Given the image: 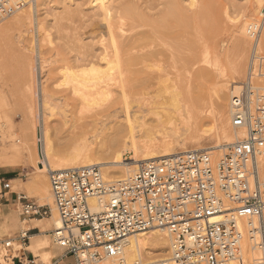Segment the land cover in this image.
<instances>
[{"label":"rangeland","instance_id":"rangeland-1","mask_svg":"<svg viewBox=\"0 0 264 264\" xmlns=\"http://www.w3.org/2000/svg\"><path fill=\"white\" fill-rule=\"evenodd\" d=\"M93 1L36 0V3L18 13L0 17V167L25 169L20 176L25 182L21 184L26 187L27 196L52 209L55 208L54 199L51 204L41 202L44 194L37 184L38 178L44 176L52 193L48 171L60 169L54 165L48 167L43 160V148L49 143L65 161L72 160L70 152L81 141L82 136L90 139V147L94 149L99 162H112L115 155L122 153L119 137L110 135L112 130L104 129V124L107 123L108 128H114L118 122L108 121L106 117L101 118L107 111L113 112L115 108L123 105L120 93L116 92L108 103L103 97L99 99L100 102L103 100V104L99 103V107L103 109L98 105L90 109L71 94L63 79V70L76 68L74 65L77 59L90 52H100L103 44L110 46L107 21L113 24L123 21L125 29L134 34L127 33V37L136 35L141 38V43H145V51L125 52L118 61L120 64L116 62L115 71H111L114 78H117L119 71L122 72L121 76L126 78L127 85L130 86H127L130 89L129 92L127 88V93L133 101L132 112L143 106L147 113L150 108L159 106L171 96L170 94L177 92L181 105L184 108L192 107L195 119L199 124H204L198 132L182 130L174 141L178 151L202 145L213 147L217 144L216 138L224 130L227 136L234 135L230 144L236 141L231 119V93L234 90L232 82L229 81L230 73L235 65L245 58L243 72L237 77L238 81L241 79L239 82L245 83L256 39H264V0L262 4L257 0H194V6L191 0H177L176 4V0H105L99 1L96 6ZM105 7L112 11L111 20H103ZM242 27H245L244 34L241 32ZM178 29L186 33L184 42L186 45L188 43L182 53H176L172 47L175 44L172 43L171 36ZM254 33H257L255 38ZM149 47H152V50H149ZM258 50L256 54L264 56V49ZM144 61L147 62L148 73L138 75L135 71L143 69L141 62ZM159 67L165 71L169 70L162 79L156 76ZM257 86L264 88V79H260ZM219 87L226 91L222 101H217L216 98ZM30 88L33 89L32 92ZM106 104L108 106L103 107ZM94 115L102 120H96ZM118 121L124 122L122 115ZM148 124L150 130L146 134L157 137L159 134L155 121L150 120ZM212 127L214 131L203 133ZM138 139L140 143H144L150 140V137ZM223 143L230 145L226 144L224 138ZM103 153L107 154V158ZM225 153V149L221 152L220 149H215L212 157L218 161ZM133 155L131 152L125 153L124 158L130 161ZM39 165L45 168L43 172L38 169ZM132 165L128 167L134 169ZM110 169L113 171L111 175H123L127 166ZM138 169L139 167L134 171ZM134 171L123 178L105 179L110 182L126 179L133 175ZM4 182L0 176V192L4 189ZM14 190L17 188L14 187ZM21 217L24 221L27 219L22 215ZM50 221L54 230L51 218ZM31 239L29 250L34 251L36 256L32 258V264H52L55 257V253L51 252L55 247L52 236L42 238L45 242L43 245ZM25 248L23 242L13 237L0 241V264H14L24 254L19 252H23ZM166 250L169 252V248ZM168 255L169 253L163 252L152 260L158 261Z\"/></svg>","mask_w":264,"mask_h":264},{"label":"built area","instance_id":"built-area-1","mask_svg":"<svg viewBox=\"0 0 264 264\" xmlns=\"http://www.w3.org/2000/svg\"><path fill=\"white\" fill-rule=\"evenodd\" d=\"M34 0H0V17ZM258 33V32H257ZM254 33L253 38L257 37ZM264 56L251 55L248 79L231 93L232 125L247 135L214 162L208 152H186L143 163L128 180L110 182L99 165L49 172L54 206L62 222L55 245L74 264L124 257L125 240L157 229L172 238V251L151 264H264ZM5 190L11 189L4 182ZM21 215L51 218L53 209L21 195ZM92 200L101 205L93 209ZM22 240H29L28 232ZM248 242L262 253L247 261ZM31 264V263H30ZM136 264H141L140 262ZM150 264V263H148Z\"/></svg>","mask_w":264,"mask_h":264},{"label":"bare ground","instance_id":"bare-ground-1","mask_svg":"<svg viewBox=\"0 0 264 264\" xmlns=\"http://www.w3.org/2000/svg\"><path fill=\"white\" fill-rule=\"evenodd\" d=\"M35 1L36 0H34L32 2V4L36 3ZM99 1L101 2V1H105V0H94L93 5L96 6V4L99 3ZM257 1L259 4H262V2H263V0H257ZM176 3H177V0H176L175 4ZM191 3L193 6L195 5L194 0H191ZM32 4H30V5H32ZM175 4H174V6H175ZM27 7L28 6L14 12L13 14L18 13V12L26 9ZM111 8H112V6H111ZM24 12H22V13H24ZM102 15H103V20L104 19L109 20L112 17L111 9L106 8L103 11ZM263 15H264V13H263ZM24 17H25V15H24ZM25 18L30 19L29 16H26ZM107 22L108 23L106 24V26H107L106 28H107L109 38H110V46L103 44V47L101 46L102 49L100 52L97 51V52L87 53L88 52L87 51L86 52L87 54L85 56L82 55L83 57L76 60V63L74 65V67H76V68H73V69L71 68L68 70L65 69L66 71L63 70L64 76H65V78H63V79H64V85L69 86V88L71 90V94L78 97L79 98L78 101L82 105L87 106L90 109H94V107L97 105L99 107L100 106L99 103L103 104V100H101L102 102H100V100H99L102 97L105 100H107V103H108V100H110V98L112 99L116 92L120 93L119 94L121 96L120 100H122L123 105L119 108H115V110L113 112L107 111L106 115L101 117V118L103 119L106 117L105 119H107L108 121H115L116 123L118 122L114 128H111V127L108 128V124L106 123V124H104V129H105V131H111L112 130L113 133H111L110 135L115 134V136L119 137L118 141H119L120 149L122 150V153L115 155V160L112 162H99L100 159L98 157H96L97 154L95 153L94 149L91 148L92 145L89 144L90 139L87 138V136H82L81 141H79V143H77V145L70 152V157L72 156V160L70 159L71 161H65L63 159L64 157L63 156L61 157L60 154L53 148L52 144L49 143L47 147L43 148V153H44L43 160L48 167H51L52 165H54L56 167H59L60 169H49L48 168L49 169L48 173L51 171L62 170V169H74V168L88 167V166H92V165H99V166H102L101 168L104 171L103 174H105L104 177H107V178H109V177L123 178L124 176L130 175V173L132 171L136 170L137 167L140 168V166H142V164L146 163V162L157 161V160H161L163 158L172 157V156L182 154V153H186V152H195V151L196 152H208L210 155H214L215 149H218V150L220 149V152L223 149H225V151H226V149L229 145L228 146L223 145L224 144L223 138H224V140H226V144H230L234 139V135L233 136H227L224 132L225 130L221 131L222 134L219 135L218 138H216L217 144L213 147H210V148L202 147L203 146L202 145L201 147H194L192 149H187V148L183 149L184 147L182 148L183 150L178 151L176 149V147L174 145V141L177 138V136H179V134L182 132V130L198 132L201 130L202 126L204 125V124L201 125V123L199 124L198 121L195 119L192 107L184 108L181 105L180 95L177 92L170 94L171 96L168 97L165 100V102H163L162 104H159V106H156V107L154 106V107L150 108L147 113L143 109V106H139L138 107L139 109L136 112H132L133 101L131 100V96L127 93V88H128L127 86H129V85H127L126 78L124 76L123 77L121 76L122 72H120V71H119V74L117 75V78H116V76L114 78L111 71L115 69V67L117 65L116 62L119 63L118 61L120 60L122 54H124L125 52L137 51V52L141 53L142 50L145 51V49H144L145 43H141V38L140 39L137 38L136 35H135V37H131V36L127 37V33H131V32H128L125 29V25H124L123 21L121 22V20H120L116 24H113L110 21H107ZM157 24H158V22H157ZM186 24H187V22H186ZM180 25H181V23H180ZM245 27L241 28L242 34L245 33ZM251 27L252 26H250V28ZM130 29L131 28H129V31H130ZM154 31H157V30L154 29ZM132 33H131V35H134ZM134 33H135V31H134ZM157 33L158 32H156V34ZM185 34H186L185 32L178 29V30H176V32H174V35L171 36V39L173 40L172 43H174L175 46L173 44H171V45H173L172 47L176 53H178V52L182 53V50L185 49L186 46L188 47V43L186 45V42H184L186 39ZM242 34H240V35H242ZM142 35H144V34H142ZM145 35H146V33H145ZM165 35H167V34H165ZM187 36H188V34H187ZM168 37H169V35H168ZM158 38L160 39L159 36H158ZM142 40H144V39H142ZM168 40H169V38H168ZM171 45H168V46H171ZM193 47H196V46H193ZM149 48H146V49L152 50L151 49L152 47H149ZM161 48H163V47L161 46ZM259 48L264 49V39H263V41H260V39L258 40V38L256 39L255 46H254V52L255 53L259 52V50H258ZM90 50H92V49H90ZM190 50H192V49H190ZM160 51H161V49H160ZM168 51H170V50H168ZM134 52H132V53H134ZM241 53H239V56ZM156 54H154V55H156ZM189 55H187V56H189ZM259 56H261V55H259ZM141 57H142V55H141ZM154 58L156 60V57H154ZM157 59H158V57H157ZM244 60H245V58H244ZM244 60H240L235 65V68L233 67L234 68L233 72L230 73L231 77H230L229 81L232 82L231 84H233L232 86H233L234 91H238L240 88L239 86H241L243 84V82H239V81H241V79L239 81L237 80V77L240 73L243 72V69L245 67V61ZM184 61H187V60H184ZM188 62H187V64H188ZM191 62L192 61H190V63ZM141 63L144 66L143 69L135 71V73H137L138 75L147 74L148 73V71H147L148 67H146L147 62L144 61ZM103 64H105L104 67H103ZM118 70H119V68H118ZM122 70H123V68H122ZM63 71H61V72H63ZM150 71H151V69H150ZM167 71H169V70H167ZM167 71H165L163 68L159 67L157 74H156L157 78L162 79L166 75L165 73ZM62 75H63V73H62ZM62 85H63V82H62ZM220 88L221 87H219L217 97H216L217 101H222L224 99V96L226 95V91L224 89H220ZM32 91H33V89L30 88V92H32ZM129 92H130V89H129ZM35 94L38 95V93H35ZM43 94L45 95L44 91H43ZM115 98H117V96ZM118 101L119 100H117V102ZM104 102H106V101H104ZM104 106L107 107L108 105L106 104V105H103V107ZM99 108H101V107H99ZM101 109H103V108H101ZM219 110L221 112L223 111V109H219ZM101 111H104V110H101ZM231 113H232V107H231ZM121 115L124 118V122L118 121L120 119ZM94 118L96 120H102V119H100L99 116L97 117V115H94ZM92 119H93V117H92ZM150 120H153L156 123L155 127L158 129L157 134H159L157 137L155 135L148 136L146 134L147 131L150 130V126H149L150 124H148ZM100 123H102V122H100ZM234 130L236 133V141L232 144H235L236 142L242 140L247 135V131L245 129L237 130L234 128ZM212 131H214L213 127L210 128L209 130H204L203 133L208 134ZM144 137H150V140L144 141V143L141 142L142 143L141 144L139 142L138 138H144ZM232 144H230V145H232ZM225 146H227V147L225 148ZM129 152L133 153L134 155L131 156L132 159L130 161H126L124 158V154L125 153L129 154ZM100 154H102V153H100ZM103 155L105 156V158H107V154L103 153ZM84 156L85 157L89 156V158L85 159ZM212 159L214 160V162L219 161V160L217 161L213 157H212ZM130 164H133L132 167H134V169H131V167H128V165L130 166ZM116 166H127V170H126V172L123 173V175H116V176L111 175V172H113V171H110L111 170L110 168L116 167ZM38 169L41 172H43L45 168H43L39 165ZM137 172H138V170L133 175H131L130 177H128L126 179H122V180H117L115 182L131 179ZM111 182H113V181H111ZM37 184L42 189L43 194H44L43 198L40 201L43 203L46 201L47 202L46 204H49V203L51 204L53 202L52 201L53 196H52V193H50V191H49V186H48L47 180L44 178V176H40L38 178ZM91 204L93 206V209H95L97 211L102 209L101 205H99V204L97 205L96 200H92ZM51 220L53 221L55 228H57V227L60 228L62 226V222L59 219L57 211L55 208H53V216L51 217ZM168 248H169V252L166 250ZM171 251H172V238H171V236L166 232H162V231L157 230V229H152L150 231L142 232V233L128 237L125 240V247H124V253H123L124 257L122 259L123 260L125 259V261L128 264H136L138 262H140L141 264H148V263L151 264V263L158 262V261L165 259V258H163V259H160L158 261L152 260V258H154L155 256H159L163 252L169 253V255H170ZM242 253H244L246 260L249 261L255 257H258V255H260V253H262V252L258 248L254 247L253 245L250 246L248 242H245L243 245ZM101 262H103V263H101ZM101 262H93V263H89V264H94V263H97V264H116L117 260L113 258V259H105L104 261H101Z\"/></svg>","mask_w":264,"mask_h":264},{"label":"crops","instance_id":"crops-1","mask_svg":"<svg viewBox=\"0 0 264 264\" xmlns=\"http://www.w3.org/2000/svg\"><path fill=\"white\" fill-rule=\"evenodd\" d=\"M21 172L24 173L25 169L0 167V176H2L5 182L11 183L10 190L3 189L0 192V241L6 240L7 237H13L15 240L19 239L26 248L23 252H19L24 254L19 260L17 259L14 264H32V258L36 256L34 251L29 250L32 244L31 238L43 245L45 242L42 238L52 236L53 230L50 218L26 219L24 221L21 217V201L18 200V197L21 195L27 196V189L26 187H22L21 184L25 183L20 176L22 175ZM14 187H16L17 190H14ZM24 232H28L29 240L26 242L22 240V234ZM51 252L55 253L53 262L67 253L65 249L57 245H55ZM72 260H74V258L66 256L63 261H59V264H74Z\"/></svg>","mask_w":264,"mask_h":264}]
</instances>
